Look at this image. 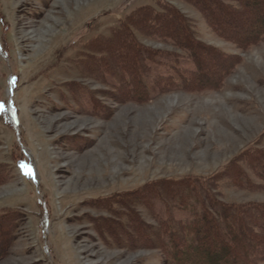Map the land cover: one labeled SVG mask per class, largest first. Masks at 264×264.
<instances>
[{
  "label": "rangeland",
  "instance_id": "rangeland-1",
  "mask_svg": "<svg viewBox=\"0 0 264 264\" xmlns=\"http://www.w3.org/2000/svg\"><path fill=\"white\" fill-rule=\"evenodd\" d=\"M165 4L191 21L194 50L134 32L152 54L137 60L142 73L91 74L84 57L102 61L90 41ZM230 24L213 27L186 0H0V216L16 215L0 264H182L160 227L188 225L197 208L136 206L141 230L167 244L149 248L130 244L126 217L103 201L264 150V36L250 41ZM247 188L220 184L228 201H264Z\"/></svg>",
  "mask_w": 264,
  "mask_h": 264
},
{
  "label": "trees",
  "instance_id": "trees-1",
  "mask_svg": "<svg viewBox=\"0 0 264 264\" xmlns=\"http://www.w3.org/2000/svg\"><path fill=\"white\" fill-rule=\"evenodd\" d=\"M203 13L213 27L226 28L229 21L234 28L245 29L248 40L260 39L264 36V0H186ZM138 13V14H137ZM131 17L125 19L117 30L109 36H100L89 42L92 53H99L102 64H96L92 55H86L84 62L92 68L91 74L103 73V67L112 73H142L138 64L148 60L151 49L142 45L135 33L143 36H156L171 40L182 49H193L196 43L192 31V23L181 11L170 4L160 10L151 8L139 9ZM221 26V27H220ZM220 31L222 29H219ZM251 41V40H250ZM239 42V41H238ZM88 49V50H89ZM194 50V49H193ZM126 58V59H124ZM138 60V61H137ZM222 181V182H221ZM225 182L228 187H243L264 190V150L247 148L235 156L220 172L208 177L188 176L178 179H159L151 181L130 193L122 192L113 195L103 202L110 207L117 218L126 217L119 232L133 240L130 244L143 247H167L159 235L151 239L159 230L143 232L145 226L141 215L135 210L140 205L148 207L152 202L159 201L168 205L174 201L183 207L195 209L194 219L188 225L167 230L170 245L175 255H182V264H257L264 259V201L237 202L226 200L220 184ZM117 206V207H116ZM196 210V209H195ZM5 216V215H4ZM0 216V258L12 243L11 220ZM98 218L99 225L105 232L114 226L112 222ZM143 222V223H142ZM128 228L133 233L128 234ZM183 230L188 231V245L180 237ZM148 233L142 240L143 233ZM151 239V241L147 239ZM141 239V240H140ZM119 245H125L121 239Z\"/></svg>",
  "mask_w": 264,
  "mask_h": 264
},
{
  "label": "snow or ice",
  "instance_id": "snow-or-ice-1",
  "mask_svg": "<svg viewBox=\"0 0 264 264\" xmlns=\"http://www.w3.org/2000/svg\"><path fill=\"white\" fill-rule=\"evenodd\" d=\"M0 111H2V108H0ZM24 174L28 175V176H31L32 175L31 169L25 168L24 169Z\"/></svg>",
  "mask_w": 264,
  "mask_h": 264
}]
</instances>
